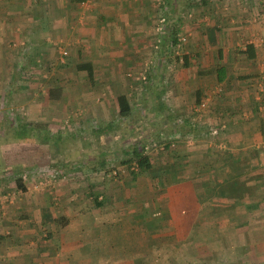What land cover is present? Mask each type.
Instances as JSON below:
<instances>
[{"label": "crops", "instance_id": "crops-1", "mask_svg": "<svg viewBox=\"0 0 264 264\" xmlns=\"http://www.w3.org/2000/svg\"><path fill=\"white\" fill-rule=\"evenodd\" d=\"M12 1L17 3L11 6ZM22 1L0 0V113L20 118L16 126L9 120L10 139H31L37 145L34 151L39 152L31 160L20 159L0 144V171L4 173L7 165L11 168L0 180V264H102V258H108L103 264H148L151 258H166L169 248L178 252L186 244L190 247L201 232L198 225H205V234L221 241L217 248L222 249L229 232L245 235L243 228L249 224L247 237L257 233L255 220L264 224L261 0H60L64 4L55 9L56 14L40 16ZM162 16H169L174 33L187 37L183 44L174 45L177 51L171 56L163 47L158 51L160 44L154 47ZM166 36L169 41L173 38ZM54 41L60 42L57 48L68 51L60 69L53 68L58 64ZM250 52L252 57H248ZM81 63L91 65L93 82L86 70L76 68ZM144 64L149 70L145 75L141 72ZM122 94L130 105V116L125 118L116 100ZM79 106L98 121L92 129L94 141L82 144L91 152L78 154L81 164H105L100 160H107L104 150L112 148L111 133L118 128L161 130L169 121L171 134L184 133L180 129L184 124L224 128L228 152L212 154L210 143L200 140L189 155L194 164H189L187 177L180 179L178 170L171 169L169 184L162 190L142 184L143 175L124 187L106 188L98 182L93 190L73 182L45 191L28 190L23 174L33 165L64 166L71 135L63 131V121L70 112L76 114ZM27 122L31 126L23 137L20 132ZM106 126L110 129L105 130ZM137 136L133 141L121 140V152L111 151V155H125L124 150L134 142L142 146ZM42 146L56 147L61 159L53 163L54 152L39 157L47 150ZM202 160L205 163L197 167ZM209 161L214 162L213 170L208 169ZM153 169L151 164L144 171L161 178L163 172ZM102 172L101 167L98 173ZM16 178H22L24 191L16 185ZM101 199L104 202L97 204ZM61 218L67 223L61 225ZM232 223L235 228L226 230ZM70 227L76 241L92 233L90 254L60 247L63 235L70 239ZM8 230L9 235L5 234ZM42 233L45 242L37 244ZM127 238L130 243L120 254L124 259L118 260V239Z\"/></svg>", "mask_w": 264, "mask_h": 264}, {"label": "rangeland", "instance_id": "rangeland-1", "mask_svg": "<svg viewBox=\"0 0 264 264\" xmlns=\"http://www.w3.org/2000/svg\"><path fill=\"white\" fill-rule=\"evenodd\" d=\"M9 3L11 6H13L17 2L12 1ZM21 3H24L25 8H28L29 10H31L34 13V15H39V16L41 15V13L42 15L45 13L47 15H50L51 12L56 14L55 9H57V7H60L61 4H64V2L60 0H55V1L24 0ZM163 36H165V34L160 33V37H158L159 39L158 45L162 44L164 42L163 40L169 42L168 38L166 37L164 38ZM186 40H187V37H186ZM54 44L56 45V50H55L56 53L54 55V60H57L58 64L57 66L53 65V68L60 69V66L63 64L65 65L66 63L68 51H66L65 48H62V49L57 48L58 45L60 46L59 41H54ZM160 49L161 48H159L158 51ZM167 51L169 52V55L170 53L171 55H173V52L175 53L177 50L171 47V49ZM147 68L148 66L146 65L141 70V72L144 71L143 75H145V73L149 71L147 70ZM90 87L91 86H89L88 88L91 89ZM97 90H101L99 86ZM79 107H80L79 111L76 112V114L73 115L74 111L70 112L68 119H65L63 121V131L69 136L70 135L72 136V137L70 136V139L67 140V144L69 146V150H68L69 155L65 157L67 158V161L64 162L65 163L64 166L62 167H60V165L55 166V164L49 167L46 166L47 164L46 165L44 164L33 165L32 168L30 169V172L23 174L24 175L23 178L25 179L28 190H31L32 192L42 191V190L45 191L50 188H54V186H57L58 184H61V185L63 184L66 185L69 183L74 184L73 182L79 183L78 185H80L81 187L92 188L93 190H95V188L99 186L98 182H100L106 188L112 185L113 186L119 185V187H124L128 184H135L136 181L134 180H138L137 178H139L138 176L140 175H143V179H142L143 181H141L142 184H145V185L149 184L151 186L156 185L157 188H160V190H162L161 188H163L165 184H169L168 180H170V178L168 176H170V173L169 174L167 173L172 171L170 168L165 167L164 165H166V163L173 162L172 163V165H174L173 168H176V170H178V172L180 173V175H178L179 178L180 179L186 178L188 175V168L190 167L189 164H194V161H189V159L193 160V157H189V155L191 156V154L195 150V146L199 143L200 140L202 141L206 140L208 141V144L210 143L209 148H211V150H208V151L212 152V154L215 153V154H219L220 156L228 152L227 151L228 150L227 140H226V137H223L224 128L219 129L216 126H210V128L200 127V128H194L195 132L194 131L188 132V133L184 132V133H181L180 135L177 132H174V134H171V129L173 128H171L172 122L169 121L166 124L167 126H162L164 127V129H161V130L159 128H154L150 126H148L149 128L148 127L147 128L146 127L131 128L128 126L126 128L128 129V131L126 129L122 130L118 128V130H115L114 132L111 133L113 137V142L111 143L112 148L104 150V153L107 156V160L105 161V164L99 165L98 162H86L84 164H81L80 162L77 161L79 160L78 154H83V153L88 154L91 152L89 147L88 148L87 146L82 147V144L84 143V140L91 139L94 141L96 136L94 137L91 134H92V129H94L93 125L97 124L98 121H96V118L91 113L86 114L85 111H83L84 109L83 107L81 106ZM134 108H137L136 104ZM139 115H140V112L138 113V116ZM200 118H203V116H200ZM10 119H13V121H15V122H12L14 123L12 125L16 126V121H19L20 118H18L16 114H9V113L7 114L6 112L0 113V144L4 145V149L6 148L7 153L13 152L14 155H11V156H18L20 159L24 157H25L24 159H26V157H30L29 160H31V158H34L35 152H37V151H34L37 145L31 144L33 143L31 139H21L22 137L20 136H18V139H20L18 140V142L16 140L10 139L9 133H8V127L11 126L9 122ZM175 120L177 121V119ZM140 121H146V120L142 119ZM152 121L153 119L149 120L148 124L149 122L151 123ZM213 129H217L218 133L217 132L213 133L212 132ZM122 132L127 133V134L123 135ZM137 133H139V136H137V139L138 138L141 139V141H143L144 143L142 145L144 146V155L148 157L150 164L155 165L156 167L160 166L159 168H163L164 170L162 169L161 171H159L158 169L157 171H159L160 173L162 172L166 173L167 176L166 174L162 173L161 178H158L159 176L155 177L154 175L149 174V172H146V171L140 172L138 169V165L134 161L132 162L130 161V163L128 164L122 163L123 160L129 159L132 157L130 153L128 155L125 154V155H121L117 157H114L113 155H111V151L112 153L115 150H119V152H121L122 146L119 143L121 140L124 139L125 142H128V140L133 141L135 139L134 136H136ZM178 135L179 137H177ZM196 135H198L199 137ZM152 138L155 140L150 141V139ZM167 138L173 139L174 143L169 147V149L167 150V153H165L164 151H162L163 145H160V144L158 145L156 142L159 139H167ZM214 138H215V142L213 140ZM11 142H14V144H11ZM202 144H205V143L203 142ZM9 146H12L13 148H9ZM42 148L46 149L47 147L42 146ZM82 150L84 152L79 153ZM38 152L36 154V157L38 156ZM47 152L49 153V155L50 153H53V152L55 153L54 155L55 159L53 157V163L54 162L56 163L58 159H61L60 155H57L58 154L57 148L53 146H50V147L48 146L46 152L44 154L43 152L39 154V157L41 156L48 157ZM98 153L99 152H97L96 154ZM220 160L221 159L219 158L218 159L219 163H220ZM200 162L204 164L205 160L197 162L198 164L197 167L199 168H201ZM26 163L29 164V162L27 161ZM213 163L214 162L209 161L208 165L210 167L208 169L210 170L212 169L211 164ZM93 164H96V167H93ZM161 166H164V167H161ZM101 167H102L103 172L98 173ZM9 169L11 168L10 166L7 165L4 168L5 174L1 173L0 171V180L5 179L4 177L6 175V172L9 171ZM22 169L24 168L21 165L20 171H23ZM214 169H216V167ZM153 170L156 171L155 168ZM130 171L136 172V176L133 177ZM147 175L149 177H147ZM11 180H13L12 176H11ZM159 180L161 181V183ZM91 184L93 185L95 184L94 187L91 186ZM101 198H104V197H101ZM230 221L231 220L228 221V224L230 223ZM235 221L236 220H234V222ZM255 221H257L258 223V224L256 223L255 228H253L254 231L257 232L255 235H252L251 238L247 237V230L249 229L248 228L249 224L248 226L243 228L245 235L240 234L242 237H240L239 234H237L238 235L237 236L236 234L233 235L232 232H229L230 235L228 234V237L230 239L225 241L226 245H223L224 246L223 249L217 248V245L220 244L221 241L214 240L213 238L211 240L210 238H208V235L205 234L206 230H204L205 225L203 226L198 225V227L197 226L196 227L198 228V230L200 228L201 232L196 233V236H194L196 240L191 241L190 244L192 245H190V247L188 244H186L185 245L186 247H184L185 249H181L178 252H176L178 249L175 250V249L169 248L170 250L169 255L166 256V258H164L163 255H161V257L158 256L155 258H151V260L153 261L151 263L150 261H148V264L149 263L150 264H170L173 261L176 264H264V242H263L264 235H261L262 232L258 233L260 230L264 231V224H261L260 221L258 220H255ZM222 225L225 227L224 224ZM234 226H235V223L234 224L232 223V225L230 224L229 226H226V230H227V227H230V229L233 230V228H235ZM75 227L78 228V225L75 224ZM127 227L128 226H126V228ZM249 227L252 228L251 226ZM117 228H122V227L120 225ZM211 229H208V230H211ZM71 232L73 235L70 234L69 240L66 239V235H63V237L69 242L63 239L60 247L61 248L68 247L69 250H73V248H76V249H79V251L81 250L82 252L90 254L93 250V247L91 246L92 245V241H91L92 233L89 236L87 234V237H85L86 235L83 236L82 234H80V236H83V237L80 239L78 238V241H76L75 231L73 232L72 228H71ZM9 233L10 232L8 230L6 231L5 234L9 235ZM235 236L237 237L235 238ZM198 237L200 238L199 240H197ZM43 238H44V235L42 233L41 239L37 241V244L38 242L44 243L45 241L43 240ZM71 238L74 240H71ZM129 243L130 242H128V238H127V241H125V239L123 241L118 239V243L116 244L118 255H119L117 256L118 260L124 259V256H120V254H123L126 251L125 249L128 247ZM253 243L254 245H252ZM196 244L198 245L199 248L195 247ZM193 245L195 248L193 247ZM2 246L3 245H0V247ZM214 246H216V248H212ZM107 247L108 245L105 248ZM261 247L263 248L261 249ZM258 249H261V250H258ZM103 259H105V261L108 260V258H102L101 260L102 264H103Z\"/></svg>", "mask_w": 264, "mask_h": 264}, {"label": "trees", "instance_id": "trees-1", "mask_svg": "<svg viewBox=\"0 0 264 264\" xmlns=\"http://www.w3.org/2000/svg\"><path fill=\"white\" fill-rule=\"evenodd\" d=\"M170 21H169V16H165V22H164V29H163V34L166 35H170L171 34V38L172 40L167 42L165 40H163L164 42L162 44H160V48L163 47L165 51H167L165 48V46H167L168 48H171L173 46L174 48V45H176L179 41V36H181L180 34H176L174 33L173 31V28L170 26ZM173 35V36H172ZM167 38V36H166ZM248 49L251 48V45H248L247 46ZM164 52V51H163ZM167 53V52H166ZM253 54L250 52L248 54V57H252ZM76 68L78 70H86L87 71V74H88V77H89V80L90 82H93L92 80V67L89 63H81V64H77L76 65ZM221 73L222 71L220 70L218 72V79L221 80ZM220 74V76H219ZM117 104H118V108H119V114L122 118H125V117H128L130 116V105H129V102H128V98L125 96V95H118L117 98ZM200 102H198L197 104H199ZM161 108H164V105L161 104L160 105ZM163 111V110H162ZM29 122L25 123L24 125V128L25 130H22L20 133L21 136H26L27 134V131H28V128H29ZM31 126V125H30ZM39 127H41L39 125ZM105 130H108L110 129V126H106V128H104ZM180 129L185 132V131H194V128H191V126L189 124H184L180 127ZM181 131V132H182ZM47 137V136H46ZM168 137V136H167ZM49 139V138H48ZM153 141L155 139H150V141ZM157 141V140H156ZM159 141V142H158ZM156 143L159 145H163L162 146V151H164L165 153H167V150L169 149V147L174 143V140L171 139V138H167V139H159ZM131 154V158L129 159H126V160H123L122 163H125V164H128L130 163V161H134L137 165H138V169L140 172L144 171L145 169H149L151 167V164L149 162V159L144 155V146H139V143H133L129 146V148H127V150H124V154ZM106 161L105 157H102L101 160H100V163L103 164L104 162ZM173 162L171 163H166V165H164L165 167H168L170 169H173V166L172 165ZM130 166V165H129ZM164 166H161V167H164ZM160 166H155L153 165V168H155V172H157V170L159 169V171H161L163 168H159ZM164 170V169H163ZM131 174L133 175V177L136 176V172L134 171H130ZM22 178H16V185L21 189V190H25V186H23L22 182H21ZM103 199H101L99 202H97V204H101L103 203ZM68 220H62V218L60 219V224L61 225H64L67 223Z\"/></svg>", "mask_w": 264, "mask_h": 264}, {"label": "built area", "instance_id": "built-area-1", "mask_svg": "<svg viewBox=\"0 0 264 264\" xmlns=\"http://www.w3.org/2000/svg\"><path fill=\"white\" fill-rule=\"evenodd\" d=\"M259 17H260L261 22L263 23V26H264V0H261V10H260ZM158 19H159V20H158V24H157V26H156V30H157V33L160 34V33L163 32V29H164L165 17L162 16V17H160V18H158ZM180 35H181V34H180ZM185 40H186V36H185V35H181V36H179V41H180V42H178V45H179V44H183V43L185 42ZM259 41H260L261 43H264V36L260 37V38H259ZM158 43H159V39H157V41H156V43H155V46H154L156 49H158V46H159ZM212 132H213V133H216V132L218 133V130H217V129H213Z\"/></svg>", "mask_w": 264, "mask_h": 264}]
</instances>
